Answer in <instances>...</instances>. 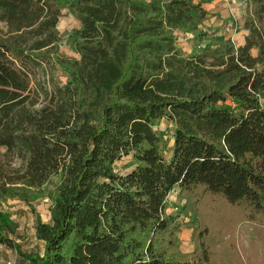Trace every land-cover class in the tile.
Returning a JSON list of instances; mask_svg holds the SVG:
<instances>
[{
  "label": "trees",
  "instance_id": "obj_1",
  "mask_svg": "<svg viewBox=\"0 0 264 264\" xmlns=\"http://www.w3.org/2000/svg\"><path fill=\"white\" fill-rule=\"evenodd\" d=\"M243 1L237 42L197 0H69L68 55L62 0H0V245L2 205L59 176L21 264H264V0ZM175 189L197 210L189 252Z\"/></svg>",
  "mask_w": 264,
  "mask_h": 264
},
{
  "label": "rangeland",
  "instance_id": "obj_2",
  "mask_svg": "<svg viewBox=\"0 0 264 264\" xmlns=\"http://www.w3.org/2000/svg\"><path fill=\"white\" fill-rule=\"evenodd\" d=\"M205 3L208 9L209 18L204 24V30L210 35L215 33L217 37L230 36L236 38L238 32H233L229 28L234 19L239 18L240 10L244 6L243 0H197ZM63 15L58 23L60 35V48L68 55H73V44L69 38L71 30L76 26V20L68 9L69 0H62ZM227 27L229 31H227ZM179 45L183 53L187 54L194 50L196 41L188 38L179 37ZM157 128L165 131L171 128V125L165 120L157 122ZM168 144L171 138L164 136ZM117 170L128 171L131 169L130 157H123L115 164ZM60 177H52L41 187V196L27 205L18 200H10L2 205V210L8 214V222L11 228V238L14 241V247L0 245V264H21L19 252L27 251L31 246L38 242L34 238L33 222L36 218L43 221L49 219V208L52 203L54 188L59 183ZM168 214L176 217L178 226V241L183 251L189 252L195 248L193 242V219L197 216V210L193 204L185 202L183 195H180L177 189L173 190L168 196L165 204ZM249 238H251L250 228L247 225L238 229V241L240 247H247Z\"/></svg>",
  "mask_w": 264,
  "mask_h": 264
},
{
  "label": "crops",
  "instance_id": "obj_3",
  "mask_svg": "<svg viewBox=\"0 0 264 264\" xmlns=\"http://www.w3.org/2000/svg\"><path fill=\"white\" fill-rule=\"evenodd\" d=\"M201 2V1H200ZM203 4V6L205 7V3L201 2ZM206 8V7H205ZM207 9V8H206ZM208 10V9H207ZM230 37V36H227ZM234 39V38H233ZM242 39V32H238V34L236 35V38L234 39L237 42H240Z\"/></svg>",
  "mask_w": 264,
  "mask_h": 264
},
{
  "label": "built area",
  "instance_id": "obj_4",
  "mask_svg": "<svg viewBox=\"0 0 264 264\" xmlns=\"http://www.w3.org/2000/svg\"><path fill=\"white\" fill-rule=\"evenodd\" d=\"M226 30H227V31H229V29H228V28H227ZM231 38H232V37H231Z\"/></svg>",
  "mask_w": 264,
  "mask_h": 264
}]
</instances>
